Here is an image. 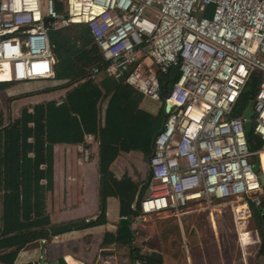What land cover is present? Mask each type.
Here are the masks:
<instances>
[{
  "label": "built area",
  "instance_id": "obj_1",
  "mask_svg": "<svg viewBox=\"0 0 264 264\" xmlns=\"http://www.w3.org/2000/svg\"><path fill=\"white\" fill-rule=\"evenodd\" d=\"M74 24L89 28L106 63L92 67V78L113 77L161 100V75L180 71L141 218L237 201L235 218L255 237L245 223L264 203V0H0V73L11 81L53 77L51 32ZM256 72L252 132L263 143L252 150L237 108ZM113 256L105 264H119Z\"/></svg>",
  "mask_w": 264,
  "mask_h": 264
},
{
  "label": "trees",
  "instance_id": "obj_2",
  "mask_svg": "<svg viewBox=\"0 0 264 264\" xmlns=\"http://www.w3.org/2000/svg\"><path fill=\"white\" fill-rule=\"evenodd\" d=\"M59 33L60 31L51 32L55 54L58 46H64L63 40L56 39ZM66 40L72 41L70 37ZM82 40L84 46L93 43L88 27H85ZM73 46L77 45L73 44ZM81 49L83 47H78L69 50V53ZM58 57L59 63L55 64V79L65 81L64 87L70 88L65 102L59 105L54 100L37 104L32 110L31 107H25L19 118L0 127V250L2 251L14 245L24 246L26 241H20L19 244V239L31 232L42 230L45 231L46 237H50L85 225L84 222L75 221L51 225L46 211V194L53 186L56 143L83 142L88 133L98 136L102 152L100 164L102 179H105L108 165L119 150L114 147L115 145L143 148L148 155L153 154L155 139L168 118L165 111L164 114L154 117L138 109L140 95L138 93L130 95L131 85L113 77L97 83L90 77V70L94 65H106L98 46L94 43L89 49H84L76 60L65 59L60 54ZM86 67L90 68L86 69ZM179 76L178 68L161 75L162 98H167ZM260 80L261 74L257 72L252 74L242 93L241 106L245 107L249 100L255 98ZM10 83V81H1L0 90L8 87ZM110 87L115 90V94L109 102L102 121L100 103L111 92ZM120 87L125 89L121 90ZM262 143L261 137L252 132L251 149H260ZM262 164L264 168L263 161ZM257 165L260 166L259 161ZM106 189V183H102L100 191L102 215L106 211L108 197ZM139 209L141 210V202L140 207L134 210L133 214L137 215ZM262 212H264V203L260 209L254 211L259 216L260 223H264ZM51 230L52 234H50ZM121 231L132 242L130 227L127 226ZM262 250H264V234ZM16 253L17 251L6 253L3 258L13 261ZM131 253L134 262L140 259L142 264H163L157 258L142 254L140 249H132ZM62 264H65L64 261Z\"/></svg>",
  "mask_w": 264,
  "mask_h": 264
},
{
  "label": "crops",
  "instance_id": "obj_3",
  "mask_svg": "<svg viewBox=\"0 0 264 264\" xmlns=\"http://www.w3.org/2000/svg\"><path fill=\"white\" fill-rule=\"evenodd\" d=\"M108 78L110 77L100 75L94 79L97 83H102ZM10 82L8 87L0 90V96L4 97V100L0 99V127L19 118L25 107H31L32 110V107L37 104L54 100L58 102L61 98L66 100L70 89L58 83L55 76ZM129 87V90L132 91L130 95L134 93L140 95L138 109L144 110L154 117L164 114V111L168 114L166 98L154 99L132 86ZM120 89L124 90L125 87H120ZM114 94L115 90L113 91L112 88L107 98L100 103L102 121H104L107 107ZM6 98L9 102L8 111L10 112L8 118H6L7 108L4 105ZM89 134L91 133L85 135L83 142H59L54 145L53 186L46 194V211L49 214L51 225L71 221L84 222L85 225L67 232L50 235V237H46L45 231L42 230L31 232L19 239V244L20 241H26L24 246L14 245L3 251L0 250L1 264H30L34 260L43 261L44 259L46 264H62V261L65 264H105L111 255H114L113 257L119 264L127 263L128 260L132 264H136L131 254L127 255L125 248L134 243L136 225L142 221V211L139 209L137 215L133 214V211L140 207V202L148 194L152 178L151 166L150 174H147L152 154L148 155L143 148L115 145L114 147L119 150L108 165V174L105 179H102L101 142L94 134H92L93 138L89 139ZM85 149L89 150L88 158H85ZM153 149H155V143ZM102 183H106L108 195L104 215H102L100 206ZM262 213L264 215V212ZM213 222L215 226L216 221ZM255 225L256 227L251 228L254 229L255 237L253 236V239L255 238V241L252 242V233H249V243H243L240 239L241 246L244 247L242 249L243 259L239 257L235 264H248L246 263L248 261L246 246L251 243H254L260 250L259 255L264 259V250H262L264 223ZM127 226L130 227L133 235L132 242L121 231ZM258 229H262L263 232L260 233ZM50 234H52V230ZM218 245L213 247L214 250L216 247L215 253L207 255L206 262H204V258H199L195 263L192 259V264H231L225 261V252L221 249L222 243L220 242ZM122 247L125 248L122 250ZM16 251L13 261L3 258L6 253ZM210 256H213L215 261ZM261 264H264V260L261 261Z\"/></svg>",
  "mask_w": 264,
  "mask_h": 264
},
{
  "label": "rangeland",
  "instance_id": "obj_4",
  "mask_svg": "<svg viewBox=\"0 0 264 264\" xmlns=\"http://www.w3.org/2000/svg\"><path fill=\"white\" fill-rule=\"evenodd\" d=\"M85 27L87 26L74 24L60 30L59 37L56 39L58 41L63 40L64 46H58L57 54L63 55L65 59L76 60L84 49H89L93 43L84 46V41L82 40ZM68 37L72 41H67ZM73 44L77 46L74 47ZM78 47H83V49L78 52L69 53V50H75ZM58 55L57 65L59 63ZM81 63H83V60H81ZM89 68L86 67V69ZM58 83L64 84L65 81L58 80ZM1 98L4 100L3 96H0ZM8 101L6 98V103L4 104L7 108L6 118L10 115ZM149 174L150 161L147 175ZM235 203L237 201H217L213 207H207L204 204L197 205L193 206L186 213L177 214L170 211L147 215L142 219L141 223H137L136 225L134 243L126 248L122 247V250L125 248L128 255L132 254L133 248H139L150 256L163 261V264H192V259L194 263L199 258H204V262H206L207 255L213 254L216 250V247L215 250L213 247L221 242V249L225 252V261L235 264L239 257L243 259L242 249L244 247L242 248L240 239L243 243L250 242L249 233L245 235L241 233V227L235 218L233 211ZM213 221H216L215 226ZM259 222H261L259 216L253 212L247 224L249 227L247 228H254L256 227L255 224H260ZM258 230L260 233L263 232L262 229ZM251 236L253 239V234ZM254 241L255 239L252 240V242ZM246 252L248 261L245 260L248 264H261V261L264 260L259 255L260 250L257 249L254 243L246 246ZM210 258L214 260L213 256H210ZM127 263L131 262L128 260Z\"/></svg>",
  "mask_w": 264,
  "mask_h": 264
},
{
  "label": "water",
  "instance_id": "obj_5",
  "mask_svg": "<svg viewBox=\"0 0 264 264\" xmlns=\"http://www.w3.org/2000/svg\"><path fill=\"white\" fill-rule=\"evenodd\" d=\"M7 81V80H6ZM252 103H253V100H249L245 110L239 106L237 108V112L238 113H242L244 112V117L246 118V123H245V128H246V136H247V139L250 140L251 139V134H252V131H253V116H254V111L252 109ZM171 108V104L169 102H167V105H166V110L169 111ZM262 179L264 181V174L262 173ZM42 264H46V260L44 259L42 261Z\"/></svg>",
  "mask_w": 264,
  "mask_h": 264
},
{
  "label": "bare ground",
  "instance_id": "obj_6",
  "mask_svg": "<svg viewBox=\"0 0 264 264\" xmlns=\"http://www.w3.org/2000/svg\"><path fill=\"white\" fill-rule=\"evenodd\" d=\"M7 68H9L10 67V64L9 63H5L4 64ZM9 78H10V74H9V72H7V73H0V80L1 81H5V80H9ZM262 161L264 162V152L262 153ZM262 167H263V164H262ZM263 171H264V168H263ZM237 222H238V224L240 225V229H241V233L243 234V235H245L246 233H248V231L244 228V223L242 222V223H240L238 220H237ZM247 223L248 222H246L245 224L247 225Z\"/></svg>",
  "mask_w": 264,
  "mask_h": 264
},
{
  "label": "clouds",
  "instance_id": "obj_7",
  "mask_svg": "<svg viewBox=\"0 0 264 264\" xmlns=\"http://www.w3.org/2000/svg\"><path fill=\"white\" fill-rule=\"evenodd\" d=\"M5 81H6V80H5ZM7 81H9V80H7ZM10 81H11V80H10ZM0 82H1V81H0ZM161 130H162V129H161ZM156 138H157V137H156ZM155 140H156V139H155ZM141 253H142V254H147V253H145L144 251H141ZM147 255H149V254H147ZM138 260H140V259H138ZM136 261H137V260H136ZM136 261H135V262H136ZM140 261H141V260H140ZM140 264H142V261H141Z\"/></svg>",
  "mask_w": 264,
  "mask_h": 264
}]
</instances>
